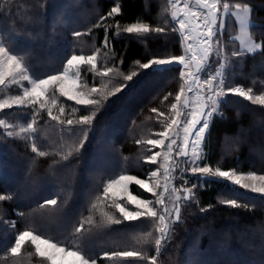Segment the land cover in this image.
<instances>
[{
	"label": "trees",
	"instance_id": "obj_1",
	"mask_svg": "<svg viewBox=\"0 0 264 264\" xmlns=\"http://www.w3.org/2000/svg\"><path fill=\"white\" fill-rule=\"evenodd\" d=\"M166 1L0 0V34L33 77L61 71L70 55L80 52L97 51L101 54L98 68H112L107 77L85 66L81 69L84 82L99 89L94 98L101 101L98 106L79 105L59 94L55 98L66 107L59 121L50 119L46 109L37 108L36 132H31L29 142L48 155L39 156L29 143L7 136L0 127V195L12 197L0 201V264H47L30 242L19 254L9 251L16 235L25 230L70 244L95 257L97 264H150L143 257L157 255L152 237L157 224L142 220L112 223L121 216L117 211L114 217L107 214L104 185L123 172L147 177L151 163L146 157L152 153L147 141L163 129L174 97L185 85L181 69L140 71L135 67L137 61L182 55L183 38L172 11L163 10ZM228 1L251 6V33L263 47L259 53L249 54L235 46L232 52H240L238 57L229 51L226 81L264 92V0ZM117 4L121 11L107 17ZM137 22L153 29L164 27L165 34L123 31ZM228 22L233 25L232 20ZM74 32L82 35L76 37ZM225 38L232 49L235 39ZM133 71L140 72L134 82L123 92L112 94ZM4 93L0 86V96ZM220 112L222 116L218 114L210 122L202 163L211 168L264 173V105L229 95ZM85 115L93 116L90 126L77 127ZM1 117L13 123H31L32 109L13 106L0 112ZM68 118L73 120L71 127ZM64 156L68 159H62ZM67 168L73 172H66ZM131 190L148 196L134 183ZM53 198L57 199L55 206H42ZM229 198L237 199L241 207L218 202ZM263 222L264 199L260 196L241 197L224 184L205 183L197 188L195 200H188L184 220L170 227V239L157 255V264H264ZM81 224L83 229L76 232ZM122 234L129 238L121 239ZM114 251H137L141 257L112 258ZM105 252L109 253L107 259Z\"/></svg>",
	"mask_w": 264,
	"mask_h": 264
},
{
	"label": "snow or ice",
	"instance_id": "obj_2",
	"mask_svg": "<svg viewBox=\"0 0 264 264\" xmlns=\"http://www.w3.org/2000/svg\"><path fill=\"white\" fill-rule=\"evenodd\" d=\"M170 2L175 4L178 0H170ZM196 4L202 6V11H192L189 8V5L185 3L182 10V17L178 16L177 12L172 13L173 20H176L178 23V31L182 35L185 43V47L181 50L187 53V60L185 55H171L168 58H151L144 63L139 61L136 62L135 67L140 69V71L154 67H168L172 70L182 69L180 71V76L182 78L191 77L189 90H194L198 96L196 107L188 113L182 114L177 107L180 97L184 93V88H181L180 94L174 97L176 103L171 105V109L175 111L176 116H182V120L178 121L173 118L167 125V130L158 134L160 138L151 139L147 141V143L153 148L157 146L166 147L169 152H171L173 150L172 146L177 144V139L170 136L169 132L173 126L179 127L182 125L184 136L182 142L175 149V152L178 157H183L187 161L185 169L187 172L196 175L201 180L208 178L223 182L224 184L231 186L233 193L238 196L242 197L248 193H254L259 195L261 199H264V175H257L256 171H249L247 174H244L243 172H237L236 169L222 170L221 167H215V169H213L208 166H201L200 163L204 159L200 147L206 139V132L209 129L210 121L218 114L222 116V113L220 112L221 102L224 101L227 96H239L248 101L264 105V95L253 97V95L250 94L252 92L251 88L245 91L240 86L227 87L220 71L224 65L218 61L220 55V49L218 47L220 44L219 33L223 30L224 15L231 14L235 16L239 21L241 32H244L249 26V14L251 9L247 4L222 3V0H196ZM221 9L223 10L222 13ZM120 11V5L117 4L107 13V17H113ZM123 31L128 34H150L153 32L159 35L165 34L164 27H156L153 29L149 24L145 23H133L131 26L123 29ZM173 31H176V29H173ZM192 32L196 33L195 37L191 35ZM184 33L189 34L184 35ZM73 35L79 37L82 33L74 32ZM104 43L105 46L108 43L107 30ZM194 45L196 46V51H193ZM242 47L245 51L251 52L256 51L261 45L252 43L250 40L247 45L242 44ZM232 55L238 57L241 53L233 52ZM193 62H195V72L189 71L193 67ZM96 63L97 59L95 54L87 57L84 55L73 54L66 60L63 70L59 74L48 75L43 79H32L30 81V86L23 88L22 95H17L11 102L8 100L0 101V112L5 109H10L14 105L18 108L32 109V122L28 123L27 127H21L19 133L6 131L5 134L9 137L20 134L27 136L29 132H36L34 123L37 108H46V103L43 98L46 96L50 85L53 87L58 86V91L64 97L79 105L86 107L98 106L101 102L100 100L86 99L83 94L74 91L76 80L69 81L67 76V73L71 69L73 70V75L79 78V65L87 64L94 68ZM213 63H219V67L215 72L208 74L201 82L199 73H201L204 68L210 67ZM5 66L7 67V72L0 71V85L5 84L6 77H12L14 80L15 75L21 76L25 81L29 80V77L25 75L27 69L24 68L21 70L23 68L21 60L5 46L4 42L0 41V68ZM111 72L112 68L105 67L99 75L107 77ZM139 75L140 72L133 71L131 74L124 76L121 86L116 87L115 92L112 94L123 92ZM193 86H195L194 89ZM90 92L98 93L99 89L93 87L90 89ZM165 99H167V97H165ZM187 105L188 102L185 101V106ZM153 111H155V109H153ZM59 112L63 113L64 108H59ZM47 115L50 119L59 121V117L54 116L51 110L47 111ZM93 115H95V113ZM160 115L163 116L164 114L160 113ZM92 119L93 116H82L80 120L77 121L76 126H90ZM60 122L63 123V121ZM66 123L69 127L73 126L72 119H68ZM0 127L3 129H14L16 126L9 124L6 119L0 118ZM86 139L87 136L85 134V140ZM166 140L168 141L167 144H165ZM137 143H140V141H137ZM81 147H83V144H81ZM189 147L191 148V152L188 150ZM31 149L33 152H38V155L41 157L48 155V153L44 151H39L35 143H32ZM160 156L161 153L159 151H154L147 157L146 162L156 163ZM62 159L67 160L68 157L64 156ZM176 167H179V165H176ZM158 171V168L151 171L148 174L149 179H138L134 176L121 175L116 179L110 180L104 189L105 196H108L109 193L113 192L115 186L122 185L123 191L127 193V195H124L121 199L122 201L127 202L128 207H125L123 202L115 203L113 207L118 209L121 218L112 220V223L120 224L124 221L142 220L154 221L158 225L157 231L159 232V238L155 240V252L157 255L161 252L162 241L167 243L170 239V227L174 222H178L181 219L179 203L182 200H195L194 190L201 186L193 184L191 188H185V195L183 197L176 195L174 198V207L169 209L165 202V198L161 193L168 192L169 194H172L178 190L173 186H170V179L172 178H169V182H166L163 187L159 184L155 185V188L159 189V191H154V186L150 183V180L157 177ZM168 171L170 170H166V176ZM132 183L138 186L139 189H143L147 193L153 194L155 199H142L139 196L131 194L129 192V185ZM11 198L12 197L10 196L0 195V201L10 200ZM218 202L229 207H241V205L237 203V199L229 198ZM56 204L57 199L53 198L45 200L42 206H55ZM157 207L160 209L159 212L157 211ZM83 227L84 225L81 224L75 231L80 232ZM26 242H30L38 256L46 258L50 264H97L95 257L86 255L80 250H73V246L70 244L62 245L58 241L54 242L51 239L28 230L20 231L16 235L15 241L9 251L14 255L19 254L21 247ZM103 255L104 258H109V253L105 252ZM157 255L151 257L145 256L143 259L148 260L150 264H157ZM111 257L138 258L141 257V253L137 251H114L111 253Z\"/></svg>",
	"mask_w": 264,
	"mask_h": 264
},
{
	"label": "rangeland",
	"instance_id": "obj_3",
	"mask_svg": "<svg viewBox=\"0 0 264 264\" xmlns=\"http://www.w3.org/2000/svg\"><path fill=\"white\" fill-rule=\"evenodd\" d=\"M223 2H227L229 4H236V2H230L228 0H222V3ZM185 3H187L189 5V8H197L198 11H202V9H200L198 7V5L196 4L195 0H178V2H176L175 4L172 3V2H170V0H167L166 3H165V8L163 10H164V12H168V13L171 10L172 13H173V9L174 8H177V10L180 11V15H181L180 17H182V15H183V11L182 10H183V6H184ZM248 6L251 9V12L249 14V26H248V29L246 31H244V32H241L240 25H239V21L236 19V17L233 16V15H231V14H230L231 16L228 15V14L227 15H224V17H223V20H224L223 30L221 31V33H219L220 44L218 45V47L220 49V55L218 57V61H219V63H223V65H224V67L222 69H220V71H221L222 76L225 77L224 78L225 85L227 87L240 86L245 91H247L249 88L248 87H245L244 85H241V84H233V83L228 84V82L226 81V72H227V69L229 67V61H230V57H229V53L228 52L229 51L232 52L234 50L235 46H236L237 51H240V52H243V53H249V54L259 53L262 50V47H263L262 42L260 40H257L253 36V34L251 33V25L253 24L252 8H251L250 5H248ZM222 11L223 10L221 9V13H222ZM170 17H171V15H169V19H170ZM228 20H230V21L232 20L233 25L230 22H228ZM173 22L177 25V29H178V23L176 22V20H173ZM137 23H143V22H137ZM186 35H187V33H186ZM191 35L194 37L193 32L191 33ZM227 35L229 37L228 38L229 40H231V38L232 39H235V44H234V47L232 49H229V46H227L228 45V41H227V38H225V36H227ZM181 37H182V35H181ZM250 40H251L252 43H255L257 45H261V47L258 48L256 51H251V52L245 51L244 48L242 47V44L243 45H247ZM0 41L4 42L1 34H0ZM182 43H183V48H184L185 47L184 41ZM5 46L7 47L6 44H5ZM227 47H228V49H227ZM11 52L14 55H17V57L21 60L22 65H23V68L21 70H23L24 68H26V66L23 63V59L21 58V56L19 54L15 53V52H13V51H11ZM73 54H75V55H84L85 57L90 56V55H93V54L96 55L97 63H96V65H95L94 68L88 66L87 64H81V65L78 66L79 67V72H80L79 78H77V77H75L73 75V70H71V69L67 73V76H68V80L69 81L76 80V86L74 88V91L80 92L81 94H83L84 98H86V99H94L96 93L90 92V89L93 88V87H95V88H98V87L97 86H93V85L86 84L84 82V80L82 79L81 69L85 66V67L90 68V70H95V72L97 74H99L101 71H103V69L101 70L100 68H98V65L100 63L101 54L99 52H97V51H94L92 53L80 52V53H73ZM73 54H71V55H73ZM104 54L106 55V52H104ZM182 55H185L186 56V60H187V53L184 52V51H182ZM102 60H103V58H102ZM219 63H213L210 67L204 68V70L201 73H199V75L201 77V82L203 81L204 78H206V76L208 74L216 71V69L219 67ZM107 68H109V67H107ZM156 68H160V67H156ZM192 70H193V67L189 71H192ZM0 71L7 72V67L5 66L3 68H0ZM61 71L56 72V73H53V74H50V75L59 74ZM25 75H27L29 77V80L28 81H25L19 75H15V79L14 80H13L12 77H6L5 84L4 85H0V86H3L5 88V93L0 96V101H2V100H8L9 102H11L12 99L14 97H16L17 95H22L23 88L24 87H29L30 86V81L32 79H37L36 77H33L29 73L28 70L25 72ZM109 75H110V73H109ZM46 77H42L40 79H43V78H46ZM101 77H103V76H101ZM183 79L185 81V85L183 87L184 88V93L181 95L180 101H179L177 107H178L179 111L182 114H186L190 110H192V109H194L196 107V102H197L198 96L195 93V91L192 90V92L190 93V104H189V108L186 109L184 107V104H183L184 95H185L186 90L189 88V85L191 84V81L189 80V77L183 78ZM194 88H195V86H193V89ZM59 94H61V93L58 91V86L53 87V86L50 85L48 87L46 96L43 99L45 100V103H46V108H45L46 109V112L48 110H51L54 116L61 117V116L64 115L65 110H66V107L63 106L60 102H58V100L55 98V96H58ZM178 94H180V90H179V92L176 95H178ZM250 94L253 95V97H256V96H259V95H264V92L256 93L254 90H252V92ZM222 102H221V106H222ZM173 103H176V101H174ZM255 103H257V102H255ZM61 107L64 108V112L63 113H60L59 112V108H61ZM220 110H221V107H220ZM1 118L6 119L9 124L16 126L14 129H5V131H14L16 133H19V129L21 127H27V125H28V123H22V122L13 123V122H10L7 117H1ZM173 118L177 119L178 121L182 120V116H176L175 115V111L172 110L171 114L169 115V117L167 119V122H166L165 126L163 127V129H161L159 131V133L167 130V125L171 122V120ZM208 130H207V133H208ZM207 133H206V136H207ZM31 135H32L31 132H29L27 134V136H25L24 134L14 135V136L15 137H20V138L23 139L22 141H25V142L29 143L30 144V149H31V143L29 142V141H32V136ZM169 135L170 136H173V138L177 139V144L172 146L173 150L171 152H169V150L166 147L157 146V147L153 148L152 146L149 145L150 150L152 151V153L154 151H159L161 153V156H160V158H158V160H157L156 163H151V167H150V169H148L149 171H147V172L150 173L151 171L156 170L157 168L159 169L158 174H157V177L155 179H151L150 180V183L154 186V191H159V189H156L155 188V185L159 184L161 187H163L166 184V182H169V178H172V179H170V186H173L178 191H176V192H174L172 194H169L168 192H162L161 193L162 196L165 198V202L167 204V207L169 209H172L174 207V202H175L174 198H175V196L176 195H179V196L183 197L185 195V192H184V189L185 188H191L193 184H198V185L203 186L205 183H213V184H224V183L223 182H218V181H216L214 179H208V178H204L203 180H201L196 175L190 174L189 172H187L185 170L186 169V166H187V161L183 157H178L176 155V152H175V149L182 142V139H183V136H184V129H183V126L182 125L179 126V127L173 126V128L169 132ZM158 138H160L159 135H157V137L151 138V139H158ZM237 138L238 137H236V139ZM151 139H149V140H151ZM167 143H168V141L166 140L165 141V144H167ZM204 143H205V141L201 144V147H200V151H201L202 156H203ZM188 150H189V152H191V148L190 147H189ZM253 153H255L254 150H253ZM147 157H146V160H147ZM116 161H118V159ZM202 161L200 162L201 163V166H208V167H210L208 164H203ZM134 162H135L134 159L131 160V163H134ZM176 165H179V167H176ZM213 169H215V168H213ZM232 169H229V170H232ZM166 170H170V171H168L167 176H166ZM222 170H224V169H222ZM249 171H253V170H248V171L237 170V172H243L244 174H247ZM66 172L72 173L73 170L71 168H67L66 169ZM121 175L134 176V177H136L138 179H149V176L148 175L145 178H140V177H137L136 175H134L132 173L123 172V173H120V174L112 177L111 179H108L107 182H106V184L104 185V189H105L107 183L110 180L116 179V178H118ZM257 175H264V173L257 172ZM224 185L225 186H229L227 184H224ZM229 187H230V189H232L231 186H229ZM196 190L197 189L194 190L195 194H196ZM129 192L131 194H133V195H136V196L141 197L142 199H148V200H154L155 199V197L153 196V194H150V193H148V196H140V195L135 194L131 190V184L129 185ZM124 195H127V193H125L123 191V186L122 185L115 186L113 192L112 193H109L108 196H105V192H104L105 204L107 206L106 211H107V214L109 216L111 214L112 217H114L116 215L115 214V211H117L118 214L120 215L118 209H116V208L113 207V205L115 203L123 202L125 204V207H128L127 202L122 201V199H121V197H123ZM247 195L250 196V195H257V194L248 193ZM180 203H181V208H180V215H181L180 221H181V220H184L185 212H186V210L188 208V201H183L182 200ZM159 210H160L159 207H157V211L158 212H159ZM263 224H264V222H263ZM154 225L155 224H153V228H154ZM156 226L157 227H156L155 231L153 229V236L152 237L154 238V240H156L157 238H159V232L157 231L158 225H156ZM36 234H38V233H36ZM45 238H47V237H45ZM128 238H129V236L126 235V234H122L121 235V239H128ZM112 239H117V237L112 238ZM263 242H264V240H263ZM163 247H164V242L162 241L161 251H162ZM73 250H76V249H73ZM43 259H44V261L47 264H50V262L47 261L46 258H43Z\"/></svg>",
	"mask_w": 264,
	"mask_h": 264
},
{
	"label": "water",
	"instance_id": "obj_4",
	"mask_svg": "<svg viewBox=\"0 0 264 264\" xmlns=\"http://www.w3.org/2000/svg\"><path fill=\"white\" fill-rule=\"evenodd\" d=\"M195 2H196V0H195ZM198 5V4H197ZM198 7L200 8V9H202V6L201 5H198ZM173 12H177L178 13V16H181L180 15V11L179 10H177V8H174L173 9ZM178 29H179V26H178ZM193 34H194V37L196 36V33L195 32H193ZM184 35H186V33H184ZM185 44V43H184ZM196 71V67H195V62H193V70L191 71V72H195ZM189 80L191 81V77L189 76ZM192 91H190L189 90V88L186 90V92H185V95H184V99H183V104H184V107L186 108V109H188L189 108V104H190V93H191ZM185 101H187L188 102V105L187 106H185ZM179 207L181 208V203H179Z\"/></svg>",
	"mask_w": 264,
	"mask_h": 264
},
{
	"label": "bare ground",
	"instance_id": "obj_5",
	"mask_svg": "<svg viewBox=\"0 0 264 264\" xmlns=\"http://www.w3.org/2000/svg\"><path fill=\"white\" fill-rule=\"evenodd\" d=\"M192 11H198V9L197 8H190ZM189 33H187V35H188ZM193 51H196V46L194 45L193 46ZM207 133V132H206Z\"/></svg>",
	"mask_w": 264,
	"mask_h": 264
},
{
	"label": "built area",
	"instance_id": "obj_6",
	"mask_svg": "<svg viewBox=\"0 0 264 264\" xmlns=\"http://www.w3.org/2000/svg\"><path fill=\"white\" fill-rule=\"evenodd\" d=\"M223 78H225V77H223Z\"/></svg>",
	"mask_w": 264,
	"mask_h": 264
}]
</instances>
